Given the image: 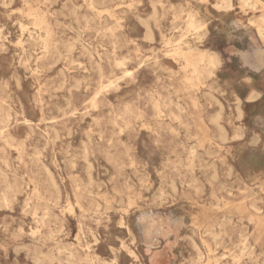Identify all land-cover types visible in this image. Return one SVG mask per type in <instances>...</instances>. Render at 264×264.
I'll use <instances>...</instances> for the list:
<instances>
[{"label": "rangeland", "instance_id": "374dc122", "mask_svg": "<svg viewBox=\"0 0 264 264\" xmlns=\"http://www.w3.org/2000/svg\"><path fill=\"white\" fill-rule=\"evenodd\" d=\"M240 1L0 0V264H264V0Z\"/></svg>", "mask_w": 264, "mask_h": 264}, {"label": "bare ground", "instance_id": "6f19581e", "mask_svg": "<svg viewBox=\"0 0 264 264\" xmlns=\"http://www.w3.org/2000/svg\"><path fill=\"white\" fill-rule=\"evenodd\" d=\"M242 1V0H241ZM240 1V2H241ZM251 1L249 0L248 1V3H250ZM260 4V3H259ZM251 5V4H250ZM6 6V5H5ZM222 8V7H221ZM251 8V7H250ZM254 10V9H253ZM259 11V10H258ZM14 12H16V11H14ZM261 15V14H260ZM114 16V15H113ZM22 17V16H21ZM260 17V16H259ZM261 17H262V15H261ZM263 20V19H262ZM19 21V20H18ZM17 21V22H18ZM262 23H264V20H263V22ZM14 24H16V22L14 23ZM223 24V23H222ZM189 26H190V28H198V25L195 23V21H191L190 22V24H189ZM260 28V27H259ZM227 29V28H226ZM20 30H22L21 28H20ZM263 32V31H262ZM36 33V32H35ZM2 36V35H1ZM262 36V35H261ZM71 37V36H70ZM229 37V36H228ZM145 38H146V36H145ZM185 38V37H184ZM75 40V39H74ZM17 44V42L15 43V45ZM15 47V46H14ZM88 50V49H87ZM90 51V50H89ZM88 51V52H89ZM148 51V50H147ZM181 52H182V54H184L185 56L187 55L186 53H190V54H193V49L192 48H187V50H181ZM185 52V53H184ZM92 56V55H91ZM199 59H203V58H205V57H208V58H210V61H208L209 62V64H210V66H211V68L212 69H214L216 66H218L219 64H220V59H219V56H218V54L217 53H211V52H209L208 50H203L200 54H198V56H197ZM131 59V58H130ZM56 61H58V60H56ZM54 63L55 62H53V65H54ZM56 64V63H55ZM52 66V65H51ZM98 70V69H97ZM98 75V74H97ZM98 77H99V75H98ZM77 80V79H76ZM136 82V81H135ZM227 83V82H226ZM102 86V85H101ZM79 87V86H78ZM108 88V87H107ZM107 91V90H106ZM257 92H259V90L257 89V88H254L253 89V93H252V95H254L255 93H257ZM99 93V92H98ZM101 94V93H100ZM205 94V93H204ZM101 96V95H100ZM251 98H254V97H251ZM216 99V98H215ZM220 103V102H219ZM129 106V105H128ZM181 107H183V106H181ZM224 109V108H223ZM14 111V110H13ZM61 111V110H60ZM110 111V110H109ZM59 114V113H58ZM141 114H142V112H141ZM53 119V118H52ZM156 119V118H155ZM215 122H216V120H215ZM30 123V122H29ZM35 124V123H34ZM129 124V123H128ZM162 124V123H161ZM29 125V124H28ZM212 125V124H211ZM214 125V124H213ZM30 126V125H29ZM220 126V125H219ZM215 128H216V126H215ZM7 130V129H6ZM227 132V131H226ZM217 135H219V134H217ZM7 136V135H6ZM181 136V135H180ZM245 136V135H244ZM218 137V136H217ZM223 138V137H222ZM219 140V139H218ZM257 140V139H256ZM8 141H9V139H8ZM254 142H256V141H254ZM224 144V143H223ZM252 145V144H251ZM48 146V145H47ZM12 147V146H11ZM186 147V146H185ZM13 149V148H12ZM224 149V148H223ZM185 152V151H184ZM202 155V154H201ZM83 156V155H82ZM39 157V156H38ZM88 159V158H87ZM70 161V160H69ZM205 161V160H204ZM179 163V162H178ZM189 162H188V160H187V164H188ZM191 163V162H190ZM206 164V163H205ZM180 165V164H179ZM178 166V165H177ZM188 166H189V164H188ZM225 166V165H224ZM10 167V166H9ZM179 167V166H178ZM92 169H93V166H92ZM214 170V169H213ZM94 171V170H93ZM4 175V174H3ZM53 175V174H52ZM92 176V175H91ZM213 176V175H212ZM1 178H2V176H1ZM6 178V177H5ZM54 178V177H53ZM166 179V178H165ZM131 180V179H130ZM145 180V179H144ZM5 181V180H4ZM173 181V180H172ZM174 182V181H173ZM1 183V182H0ZM171 183V182H170ZM82 184H83V182H82ZM153 184V183H152ZM167 184V183H166ZM102 185V184H101ZM1 186V185H0ZM83 186H85L84 184H83ZM96 186V185H95ZM163 186V185H162ZM172 186L173 187H175L173 184H172ZM223 186V185H222ZM115 187V186H114ZM113 187V188H114ZM133 187V186H132ZM99 188V187H98ZM131 188V187H130ZM147 188V187H146ZM205 188V187H204ZM29 189V188H28ZM151 189V188H150ZM158 189V188H157ZM162 189V188H161ZM173 189V188H172ZM177 189V188H176ZM197 189V188H196ZM249 189V188H248ZM252 190V189H251ZM147 191V190H146ZM163 192H164V190H163ZM162 194V193H161ZM164 194V193H163ZM168 194V193H167ZM134 196V195H133ZM164 196V195H163ZM168 196H170L169 194H168ZM1 197V196H0ZM129 197V196H128ZM131 197V196H130ZM159 197V196H158ZM157 197V198H158ZM133 198V197H132ZM135 198V197H134ZM213 199V198H212ZM160 200V199H159ZM261 200V199H260ZM131 201V200H130ZM154 201V200H153ZM261 202V201H260ZM133 203V202H132ZM155 203V202H154ZM160 203H163V202H160ZM243 203V202H242ZM154 206V205H153ZM156 207V206H155ZM90 211V210H89ZM111 212V211H110ZM199 218V217H198ZM203 226V225H202ZM209 228V227H208ZM207 228V229H208ZM215 231V230H214ZM92 233V232H91ZM210 233V232H209ZM132 234V233H131ZM204 234H206V233H204ZM130 236V235H129ZM133 236V235H132ZM229 240H230V237H229ZM193 241V240H192ZM194 242V241H193ZM148 243V242H147ZM149 243H150V241H149ZM196 244V243H195ZM149 245V244H148ZM197 245V244H196ZM209 245V244H208ZM127 246V245H126ZM79 249V248H78ZM200 250V249H199ZM253 250V249H252ZM132 252V251H131ZM78 253V252H77ZM154 253V252H153ZM129 255V254H128ZM134 255V254H133ZM224 255V254H223ZM253 255V254H252ZM154 256V255H153ZM222 256V255H221ZM223 258V257H222ZM160 259V258H159ZM162 259V258H161ZM164 259V258H163ZM157 261V260H156ZM48 262H50V261H48ZM101 263V262H100Z\"/></svg>", "mask_w": 264, "mask_h": 264}, {"label": "crops", "instance_id": "0c3cea01", "mask_svg": "<svg viewBox=\"0 0 264 264\" xmlns=\"http://www.w3.org/2000/svg\"><path fill=\"white\" fill-rule=\"evenodd\" d=\"M208 61H210V58H208Z\"/></svg>", "mask_w": 264, "mask_h": 264}]
</instances>
